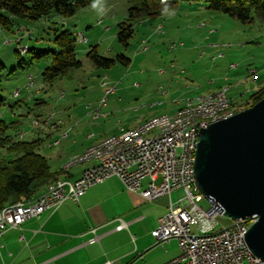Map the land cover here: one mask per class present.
Returning <instances> with one entry per match:
<instances>
[{"label": "crops", "instance_id": "1", "mask_svg": "<svg viewBox=\"0 0 264 264\" xmlns=\"http://www.w3.org/2000/svg\"><path fill=\"white\" fill-rule=\"evenodd\" d=\"M195 4L199 6L198 9L202 6L206 8L200 2L185 4L175 11L166 12L158 20H165L166 17L180 14L179 10L181 11L184 6L188 7L184 8L187 15L185 16L188 17V9ZM102 10L107 11L108 9L103 6ZM142 23L149 29L148 36L143 39V44H146L155 35L174 34V32H168L167 29L164 30L162 22L155 24L153 19L144 18ZM198 23L201 28L206 29L203 34L204 42L202 41L196 47H188L186 53L193 56L197 53L199 61L205 59V62L211 63V70L217 65L222 66L220 73L216 78L207 79L205 76L199 77L194 69L190 70V75L194 74L189 77L186 75L187 67L182 66L184 64L182 60H171L169 63L170 75L165 70H160L158 74L162 77L165 75L164 79L166 82L169 81V88L164 89L159 86L156 91L154 90L156 94L150 97L153 102L151 103L152 108L157 106L163 108L161 115L145 117L137 125L148 119L175 114L190 97L207 96L227 87V95L232 104L236 105L246 102L251 94L264 87V65H259L256 62L255 65H250L240 71L237 64L231 63V65L229 64L231 70L227 69L226 59L231 51L225 52L226 48L222 49L221 47H226V45L217 43L218 32L215 25L203 21ZM161 26V31L158 32L156 27ZM22 27L20 26L18 31ZM105 31L109 32L110 28L106 27ZM2 33L0 30V34ZM13 35H20L22 43L24 39L30 37L23 32L20 34L14 32ZM2 36L6 35L2 34ZM173 40L172 42L180 44L177 49L187 45L181 38L176 39L177 41ZM25 45L29 46V44ZM242 48L246 49L245 46ZM177 49L170 50L169 48L170 51ZM80 61L83 63L82 60ZM202 65L204 66V64H200L199 68ZM252 68L256 70V77L250 73ZM233 72L235 73L233 74ZM181 75H184L185 78H182ZM29 76L25 77L24 84L26 86L23 87V90L20 89L18 98L22 96L21 91L31 89L32 86L27 88L28 84L26 83L27 79L30 80ZM54 82L47 84L52 85ZM32 84L34 86V82L30 85ZM40 93L41 89L37 90L36 94ZM64 95L63 93L62 96ZM102 95L103 91L95 103L89 102L87 105L82 103L80 107L74 108L72 111L63 108V110L59 109L50 113L42 118L45 119L44 121L41 120L44 127L36 130L32 129L33 127L18 130L15 139L26 140V136L29 135L33 137L34 133L31 131H41L46 134L48 139L42 147L40 136L26 141L40 140L39 152L48 158L51 170L59 173L58 179L76 180L81 176L84 168L94 163L76 165L68 171L62 170L63 164L71 156L83 153L87 148L111 134L126 131L122 128L115 131L106 129L105 131L104 125L97 123L104 117L102 115L103 106L99 105ZM35 96L37 95L31 94L29 100H33ZM37 100L44 101L43 99ZM3 149L6 151V148ZM102 163L107 164L108 161L103 160ZM148 181V178H145L143 185L146 186ZM180 192L182 190H175L171 195L146 201L139 194L127 190L119 179L95 184L77 202L67 200L57 210H47L39 218L27 219L20 228L0 232V264H105L107 260L112 264H164L180 254L178 242L175 238L166 243L157 242L152 231L158 225L159 219L169 211L170 202H176L181 198L175 199V196ZM120 220L126 222L128 227L117 230ZM95 238L97 239L92 241Z\"/></svg>", "mask_w": 264, "mask_h": 264}, {"label": "rangeland", "instance_id": "2", "mask_svg": "<svg viewBox=\"0 0 264 264\" xmlns=\"http://www.w3.org/2000/svg\"><path fill=\"white\" fill-rule=\"evenodd\" d=\"M103 6L108 10H102ZM130 6V0H94L90 5L80 8L72 16L65 17L53 13L49 18L39 20L13 17V32L0 27L2 34L6 35L3 37L0 34V37H3L0 38V63L4 65V68L0 67V121L13 122L14 125L9 128L7 134L15 137L18 130L26 127H33L34 130L44 127L45 125L40 124V120L44 121L45 119L42 118L59 109L67 108L72 111L74 108L80 107L82 103L83 105H87L89 102L95 103L101 92L103 91V95L105 93L106 87L103 86L105 80L108 82V87L116 86L115 91L108 96L107 103L100 106H103L102 115L104 117L97 123L104 125L105 131L106 129L115 131L122 128L127 132L143 118L156 114L161 115L163 108L160 106L152 108L151 103L153 102L150 97L156 94L155 91L159 86L164 89L169 88V81L166 82L164 79L165 75L162 77L158 74L160 70H165L170 75L169 63L171 60H182L184 62L182 66L187 67L186 75L189 77L194 74L190 75V70L196 69L195 73L199 77L205 76L207 79H212L216 78L222 69V66L217 65L211 70V63L205 62V59L199 61L197 53L194 56L186 53L188 47H196L202 41L204 42L203 34L206 29L199 26V21L215 25L218 32L217 43L226 45V47H221L222 49L226 48L225 52L231 51L226 59L227 69L231 70L229 67L231 63L237 64L240 71L250 65H255L256 62L259 65H264V21L258 18L243 23L220 11L207 9L203 6L198 9L199 6L196 4L190 6L187 12L189 15L186 17L184 8L188 7L184 6L181 11L179 10L180 14L166 17L165 20H153L155 24L162 22L164 30L167 29L168 32H174V34L155 35L146 44H143V39L148 36L149 29L139 19L134 22V36L130 39L129 45L124 46L117 39L118 25L128 18ZM20 26L23 27L18 31ZM106 27L110 28L109 32L105 31ZM64 29L85 33L87 43L84 45L79 41L76 42L77 57L83 63L78 68L70 69L52 85H48L42 80L41 74L47 66L51 65V56L38 59L33 57L34 54L31 52L18 56L16 54V39L21 40L22 38L20 35L14 36L13 33L23 32L30 36L24 39L23 43L21 42L22 46L29 44L30 48L36 49V52H47L56 48L54 42L56 30ZM179 38L187 43L186 47L170 51V42L173 39H175L173 41H177L176 39ZM6 40H11V43L7 44ZM172 44L177 43L172 42ZM95 45H98L100 54L110 58L123 54L131 60V63L126 65L118 61L109 69L96 67L86 56L89 47ZM244 46L246 49L242 48ZM21 61L23 67L20 66ZM200 64H204V66L199 68ZM207 70L211 72L209 73ZM29 75L32 77L34 86L33 84L29 85L32 86L30 90L21 91V98L15 97L14 92L17 89L23 90V87L26 86L24 84L25 77ZM106 76L108 77L106 78ZM178 76L180 77V75ZM183 76L181 75L182 78H185ZM30 81L31 79H27L26 83L29 84ZM40 89L41 93L36 94ZM63 93L64 96H62ZM31 94L37 96L33 100H29ZM37 99L44 101L39 102ZM245 103L234 106L238 109ZM242 109L244 108L240 110ZM36 121L39 122L36 123ZM31 132L34 133V136H26V140L40 136L42 147L48 136L41 131ZM0 150H2L0 159L13 157L7 151H3V147H0ZM183 195L184 193L180 192L175 196V199L177 200ZM206 200L205 198L202 203L207 207ZM234 222L230 217L220 215L217 217L216 230L230 227L234 225ZM193 231H196L195 226H193Z\"/></svg>", "mask_w": 264, "mask_h": 264}, {"label": "built area", "instance_id": "3", "mask_svg": "<svg viewBox=\"0 0 264 264\" xmlns=\"http://www.w3.org/2000/svg\"><path fill=\"white\" fill-rule=\"evenodd\" d=\"M156 28H162L156 27ZM163 32V30H162ZM84 32H74L76 41L83 42ZM11 43V40H6ZM17 49L21 54L28 52V46H22L16 39ZM180 44H170L175 50ZM252 76L256 70L250 69ZM30 83L33 82L32 77ZM30 83L27 85L29 87ZM109 93H104L100 106L107 103ZM15 97L20 95L17 89ZM226 93H222L223 103ZM195 98V97H190ZM209 105H202L207 107ZM201 107V108H202ZM205 125L184 128L179 133H162L150 138V144L135 147L131 152L120 153L115 161L105 169L90 170L76 180L50 189L40 199H30L29 205L0 215V232L20 228L29 218H39L47 210H57L65 201L77 202L87 190L98 183L119 179L125 188L142 196L146 201H153L161 196L171 195L175 190L184 193L178 201L170 202L169 211L163 215L152 235L157 242L166 243L172 238L178 242L180 254L164 264H264V260L252 253L245 235L252 224L251 218L238 219L234 225L216 230L217 217L221 208L214 201L204 197L195 186L194 164L197 149V130ZM148 178V184L143 180ZM205 198L207 207L202 203ZM128 224L120 220L117 230L127 228ZM195 226L196 231H193ZM97 238L93 239L95 241ZM105 264H112L107 260Z\"/></svg>", "mask_w": 264, "mask_h": 264}, {"label": "trees", "instance_id": "4", "mask_svg": "<svg viewBox=\"0 0 264 264\" xmlns=\"http://www.w3.org/2000/svg\"><path fill=\"white\" fill-rule=\"evenodd\" d=\"M94 0H0V27L13 31V17L30 20L49 18L57 13L68 17L74 15L80 8L90 5ZM128 18L118 25L117 39L128 46L135 34L134 22L148 19H158L166 12L175 11L181 5L194 2L203 3L207 9L220 11L246 23L258 18L264 21V0H130ZM54 42L56 48L45 52H36L29 48L33 57L42 59L51 56V65L42 72V80L51 83L72 68L81 66L76 55V38L70 29L56 30ZM16 54L21 53L16 49ZM88 59L96 66L109 69L115 63L129 65L131 60L123 54L115 58L106 57L99 53L98 45L90 46ZM20 66L23 67L22 61ZM1 68H4L0 64ZM14 71V69H12ZM264 97V87L249 96L244 106L254 105ZM241 108L238 107V110ZM13 123L0 121V147L6 148L12 158L0 159V210L6 206L37 197L52 182L58 180L59 173L51 170L49 160L39 152L40 140L26 141L15 139L7 134Z\"/></svg>", "mask_w": 264, "mask_h": 264}, {"label": "water", "instance_id": "5", "mask_svg": "<svg viewBox=\"0 0 264 264\" xmlns=\"http://www.w3.org/2000/svg\"><path fill=\"white\" fill-rule=\"evenodd\" d=\"M194 177L224 216L253 220L245 239L264 260V97L200 130Z\"/></svg>", "mask_w": 264, "mask_h": 264}, {"label": "bare ground", "instance_id": "6", "mask_svg": "<svg viewBox=\"0 0 264 264\" xmlns=\"http://www.w3.org/2000/svg\"><path fill=\"white\" fill-rule=\"evenodd\" d=\"M157 28V31H161ZM83 42H87V38L83 35ZM256 77V76H255ZM107 78V77H106ZM108 82L103 81L106 87L105 93L112 91V87H108ZM227 87L220 91L207 96H199L186 99L185 105L175 114L170 116H161L146 120L127 132L119 134H111L87 148L83 153L71 156L63 165V170L68 171L72 167L80 164L94 163L83 169L82 174H86L90 170L105 169L107 165L112 164L120 153L131 152L135 147L150 144V138H156L162 133H179L184 128H193L195 125L209 126L211 123L228 118L238 112V109L232 104L227 95ZM222 93H226L223 103H220ZM202 105H209L202 107ZM202 107V108H201ZM39 121H36V123ZM48 122V119H47ZM43 122L40 120V124ZM200 130H197V142L199 141ZM107 160L108 163H102ZM69 182V179H58L50 185L44 192L37 197L31 199H40L47 195L50 189L58 187ZM30 199L24 202H18L9 205L0 210V215L10 210L18 209L21 205H29ZM253 222V220H252Z\"/></svg>", "mask_w": 264, "mask_h": 264}]
</instances>
